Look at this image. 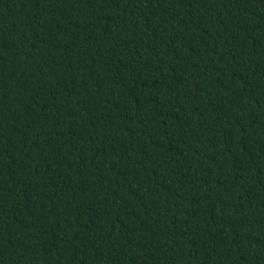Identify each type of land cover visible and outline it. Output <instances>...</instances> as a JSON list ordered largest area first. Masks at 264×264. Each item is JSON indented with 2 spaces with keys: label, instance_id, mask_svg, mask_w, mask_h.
<instances>
[{
  "label": "trees",
  "instance_id": "obj_1",
  "mask_svg": "<svg viewBox=\"0 0 264 264\" xmlns=\"http://www.w3.org/2000/svg\"><path fill=\"white\" fill-rule=\"evenodd\" d=\"M0 264H264V0H0Z\"/></svg>",
  "mask_w": 264,
  "mask_h": 264
}]
</instances>
